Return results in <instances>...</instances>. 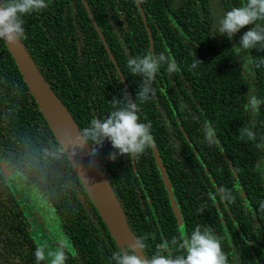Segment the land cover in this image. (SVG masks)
Instances as JSON below:
<instances>
[{"label": "trees", "instance_id": "16d2710c", "mask_svg": "<svg viewBox=\"0 0 264 264\" xmlns=\"http://www.w3.org/2000/svg\"><path fill=\"white\" fill-rule=\"evenodd\" d=\"M25 16L21 40L81 132L113 109L126 92L151 121L155 147L135 161L108 160L110 143L94 152L144 254L187 236L197 225L221 242L226 264H264V104L256 114L248 97L264 98V49L241 50L244 31L231 41L215 29L218 16L245 0H47ZM151 51L177 63L161 66L147 101L136 96L141 78L129 56ZM196 67L193 68V63ZM167 121V124H165ZM210 122L218 143L207 145ZM247 126L254 140L242 136ZM92 150L96 145L87 139ZM161 157L165 175L156 159ZM16 171L39 198L66 242L65 264H111L119 247L31 95L6 43L0 41V162ZM11 176V174L9 175ZM232 194L220 199L218 190ZM0 167V264H35L34 236L23 202ZM32 210V211H31ZM51 248L54 243L47 237ZM54 246H53V245ZM169 252L176 254L175 247ZM44 264V262H42Z\"/></svg>", "mask_w": 264, "mask_h": 264}, {"label": "clouds", "instance_id": "9594fccd", "mask_svg": "<svg viewBox=\"0 0 264 264\" xmlns=\"http://www.w3.org/2000/svg\"><path fill=\"white\" fill-rule=\"evenodd\" d=\"M48 6L47 0H0V41L15 44L24 38V17L39 12ZM247 30L240 36L238 45L241 50L264 49V0H245L239 7H232L218 16L215 29L219 36L231 41L235 34L242 29ZM166 64L167 71L174 73L177 63L165 54H154L151 51L143 55L129 56L126 61L128 72L139 76L141 82L137 95L142 101H147L154 94L152 82L161 66ZM257 67H264V57L256 60ZM193 68L196 67L194 62ZM264 98L255 94L248 97L246 109L256 114ZM139 106L126 92L120 98H113V109L102 118L93 117L89 126L83 131V137L90 139L96 145L95 152L105 142L110 143L113 151L108 153V160L115 161L120 156L130 160L142 155L147 149L155 147V140L151 133V121L143 122L139 116ZM167 124V121H165ZM203 141L209 145L218 143L215 129L210 122L203 125ZM249 140L255 139L250 127L245 126L241 132ZM221 200L231 201L232 194L224 188L218 190ZM264 208V201L260 202ZM144 239L137 238L134 244H126L113 252L110 257L111 264H226V256L222 250L221 242L210 228L195 226L185 236L183 230L179 239L173 237L170 242L158 245L151 256L144 254ZM175 247L176 254L169 252ZM143 253V255H141ZM35 264H65L67 256L64 248L55 252H47L43 247L34 250Z\"/></svg>", "mask_w": 264, "mask_h": 264}, {"label": "water", "instance_id": "95a60500", "mask_svg": "<svg viewBox=\"0 0 264 264\" xmlns=\"http://www.w3.org/2000/svg\"><path fill=\"white\" fill-rule=\"evenodd\" d=\"M6 45L39 110L55 139L63 148L115 243L121 248L126 244H134L137 238L128 225L121 202L73 116L45 80L23 42L17 41L15 44L6 43ZM155 154L165 175L161 157L157 151ZM0 167L8 176L9 171L4 162H0Z\"/></svg>", "mask_w": 264, "mask_h": 264}, {"label": "rangeland", "instance_id": "374dc122", "mask_svg": "<svg viewBox=\"0 0 264 264\" xmlns=\"http://www.w3.org/2000/svg\"><path fill=\"white\" fill-rule=\"evenodd\" d=\"M11 176H9V182L12 186L13 190L17 193H20L24 195V199L27 200V202H23L27 208L31 207L33 209V213H29L28 217L31 222V230L34 233V236L40 242V246L43 247L47 252H55L60 247H65L66 242L62 239L60 233V227L57 225V227L52 223L50 218H47V215L40 214L38 217L39 221L43 222H36L35 214L37 213V210L40 208L39 205V198L34 196V190L32 186L24 179L23 176H21L18 172L14 171L13 173H10ZM30 209V208H29ZM32 211V210H31ZM47 237L50 238V240L53 241L54 247L51 248L47 242Z\"/></svg>", "mask_w": 264, "mask_h": 264}, {"label": "flooded vegetation", "instance_id": "af4514ba", "mask_svg": "<svg viewBox=\"0 0 264 264\" xmlns=\"http://www.w3.org/2000/svg\"><path fill=\"white\" fill-rule=\"evenodd\" d=\"M10 173H13V171H9V175H10ZM9 175L7 177H9Z\"/></svg>", "mask_w": 264, "mask_h": 264}]
</instances>
